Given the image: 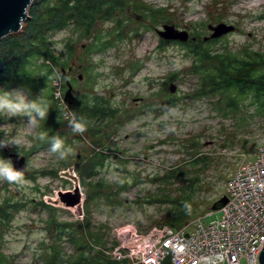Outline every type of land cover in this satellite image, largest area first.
Returning a JSON list of instances; mask_svg holds the SVG:
<instances>
[{"label":"rangeland","instance_id":"1","mask_svg":"<svg viewBox=\"0 0 264 264\" xmlns=\"http://www.w3.org/2000/svg\"><path fill=\"white\" fill-rule=\"evenodd\" d=\"M138 1L167 8V15L153 21L140 9L128 13L123 39L115 36L113 22H101L99 32L109 40L104 50H86L92 38L76 45L73 76L82 74V79L74 84L73 94L89 104L96 95L105 97L118 109L112 121L98 122V130L85 131L84 137L74 134L65 119L72 114L64 96L67 87L61 96L55 89L61 110L67 111L52 133L72 149L66 159L50 151L51 137L42 145L40 137L51 136L42 120L33 127L28 117L0 114V139L23 141L20 147H2L0 157L10 159L9 154L20 153L28 163L23 186L0 181L3 204H25L9 224L0 223V252L12 264H48L50 257H46L54 250L73 255L76 249L67 239L68 231L60 226L64 223L84 222L88 229L102 231L110 248L106 252L112 254L116 246H111L118 240L116 228L133 226L146 234L154 227L169 226L167 221L179 208L191 211L190 219L202 217L225 195L229 177L264 144V107L253 103L250 96L232 110L225 100L216 101L220 94L198 97L199 76L193 72L196 60L181 41L163 39L158 33L164 24H174L191 37L204 39L212 34L209 24L222 22L234 30L209 38L215 40L213 51L242 55L250 48L264 53V0ZM77 35L73 27L56 32L57 53ZM45 94L36 97L44 99ZM94 143L105 152L104 166L85 185L78 167L92 155ZM192 157L201 161L194 164ZM171 170L183 174L166 178ZM196 177V188L184 190ZM76 189L82 198V215L60 197L61 192L76 193ZM175 198L179 199L177 206L172 202ZM221 215L216 210L205 221ZM241 264H248L246 257Z\"/></svg>","mask_w":264,"mask_h":264},{"label":"trees","instance_id":"2","mask_svg":"<svg viewBox=\"0 0 264 264\" xmlns=\"http://www.w3.org/2000/svg\"><path fill=\"white\" fill-rule=\"evenodd\" d=\"M145 11L153 21L160 15H167V8H156L152 5L140 3L138 0H33L29 8V17L24 22L23 28L17 33H11L0 40V85L7 89L22 88L31 92L32 98L36 94L45 93L44 99L51 107L46 120L42 122L46 125V130L51 136L45 135L42 145L53 136L52 130L64 120L63 109L60 98L56 97V86L54 81L61 79L60 92L63 88L68 89V83L72 85L79 81V76H73L76 55V45L83 39L92 38L87 44L86 50L92 49L102 51L109 45V40L104 39L99 32L101 22H113V31L118 39H123L128 31V13ZM73 27L77 32V38L68 39L62 53H57L54 34L62 29ZM215 40H204L200 37L195 40L190 39L182 42L196 60L193 72L199 76V85L196 95L220 94L216 100L221 103L225 100V106L234 109L237 103L246 97H251L253 103L264 107V53L256 52L246 48L242 55L213 51L211 45ZM63 54L66 57L62 58ZM72 69L68 76L69 70ZM63 70L66 75H64ZM68 76V77H67ZM171 79L174 76L171 75ZM65 80V83H64ZM66 93V92H65ZM65 96V95H64ZM170 99L173 96L169 94ZM175 97V96H174ZM66 100V99H65ZM67 101V100H66ZM72 112L77 117H84L86 122V132L94 133L98 130V122L106 120L112 121L118 109L113 108L105 97L94 96L93 103L89 104L85 98L75 96L73 103L68 102ZM226 112L225 114H227ZM59 119V120H58ZM84 137V134L81 135ZM44 141V143H43ZM99 144L94 143V151L85 165H79L81 181L83 184L89 183V178L95 175L104 166V153L97 150ZM4 151L0 148V154ZM194 164L201 161L200 157H192ZM182 171L171 170L166 178H174L182 175ZM199 178H193L185 186L184 190H193ZM184 197L187 196L184 193ZM179 199H172L177 206ZM0 201V223H8L14 216V212L22 208L25 204L21 202L3 204ZM44 207H51L42 203ZM183 204V203H181ZM184 206V205H183ZM184 208H186L184 206ZM175 216L167 223L171 227H179L188 221L190 212L187 208L177 209ZM89 223V222H88ZM68 231L67 239L74 245L76 252L67 255L54 250L46 260L48 264H118L120 261L111 257L106 251L108 240L102 231H92L86 224H60ZM80 236H77L76 234ZM115 240L111 247L117 246ZM56 249V248H55ZM0 264H12L8 256L0 252ZM163 264H172L166 259Z\"/></svg>","mask_w":264,"mask_h":264},{"label":"built area","instance_id":"3","mask_svg":"<svg viewBox=\"0 0 264 264\" xmlns=\"http://www.w3.org/2000/svg\"><path fill=\"white\" fill-rule=\"evenodd\" d=\"M61 79L55 86L60 92ZM65 103V101H64ZM227 202L221 217L206 222L216 210L189 219L179 227L157 226L146 234L133 226L116 228L119 245L111 257L123 264H204L205 257L222 256L218 264H261L264 249V144L226 183Z\"/></svg>","mask_w":264,"mask_h":264},{"label":"clouds","instance_id":"4","mask_svg":"<svg viewBox=\"0 0 264 264\" xmlns=\"http://www.w3.org/2000/svg\"><path fill=\"white\" fill-rule=\"evenodd\" d=\"M51 105L42 99L40 95L31 98V92L22 88H0V114L11 117H28L30 126H38L39 121L46 120ZM68 126L74 134H83L86 130V122L84 117H77L75 112L71 116H65ZM59 120V119H58ZM41 136L40 139H45ZM23 141L19 138L6 140L0 139V148L12 146L20 147ZM50 151L58 155V159L64 160L67 155L72 152L70 147L65 146V142L59 136H52L50 141ZM0 181H7L9 184L23 186L24 173L23 170L16 169L11 159L0 157ZM222 260V256L205 257L204 264H218Z\"/></svg>","mask_w":264,"mask_h":264},{"label":"water","instance_id":"5","mask_svg":"<svg viewBox=\"0 0 264 264\" xmlns=\"http://www.w3.org/2000/svg\"><path fill=\"white\" fill-rule=\"evenodd\" d=\"M32 2L33 0H0V40L8 34L17 33L22 30L24 22L29 17V8L32 5ZM208 26L212 30V34L210 37H204V40L216 38L234 30V26L222 22L217 25L209 24ZM158 33L163 39L167 40L172 39L181 42H187L190 39H196V37L190 36L189 31L185 29H179L174 24H164L163 28L158 30ZM63 73L66 75L64 70ZM80 78H82V76H80ZM68 86L69 87L65 93V99L68 102L73 103L75 100L73 87L69 83ZM170 90L171 92H174V84H172ZM9 155L16 169L26 170L28 168V163L25 156L20 153H11ZM60 197L66 205L76 206L78 213L81 212L80 214H83V210L80 206L82 203V198L78 189H76V193H72L70 191L65 193L61 192ZM227 200V197L224 195L212 205V209H220L223 205H225ZM260 262L261 264H264V249L260 255Z\"/></svg>","mask_w":264,"mask_h":264},{"label":"flooded vegetation","instance_id":"6","mask_svg":"<svg viewBox=\"0 0 264 264\" xmlns=\"http://www.w3.org/2000/svg\"><path fill=\"white\" fill-rule=\"evenodd\" d=\"M193 37H195V36H193ZM69 72H70V73H68V76L71 74L72 69H70ZM68 76H67V77H68ZM80 76H82V74L79 75V79H82V78H80ZM9 158H10V157H9Z\"/></svg>","mask_w":264,"mask_h":264}]
</instances>
